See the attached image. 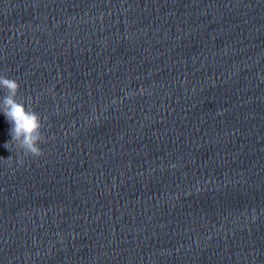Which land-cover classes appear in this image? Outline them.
I'll list each match as a JSON object with an SVG mask.
<instances>
[{"label":"clouds","instance_id":"1","mask_svg":"<svg viewBox=\"0 0 264 264\" xmlns=\"http://www.w3.org/2000/svg\"><path fill=\"white\" fill-rule=\"evenodd\" d=\"M0 112L11 125L9 135L11 139L4 145L9 151V144H14L23 151L25 156H40L42 151L39 144L44 142L40 116L31 110L22 100H17L19 83L4 73H0ZM29 101L31 97L28 98Z\"/></svg>","mask_w":264,"mask_h":264}]
</instances>
